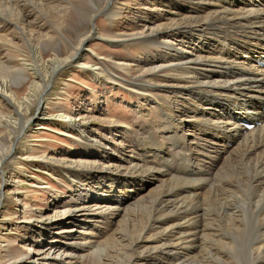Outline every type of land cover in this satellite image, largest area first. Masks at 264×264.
<instances>
[{
  "label": "bare ground",
  "instance_id": "1",
  "mask_svg": "<svg viewBox=\"0 0 264 264\" xmlns=\"http://www.w3.org/2000/svg\"><path fill=\"white\" fill-rule=\"evenodd\" d=\"M32 1H40L41 4L46 2ZM109 1V6L114 4V0ZM26 2L29 3L31 0H0V16H4L6 20L0 21V47L6 43L12 45L10 28L13 27L12 29L20 34L19 37L23 35L22 38L29 39L34 59L33 63H23L22 66L36 71L32 72L35 79L29 83L26 94L24 93L20 100L11 92V85H18L26 80L22 71L4 68L8 74L3 77L0 73V97L12 106L19 117L18 124L16 120L13 121L18 126L15 139L29 126L21 117L22 105L36 95L44 74L51 76L59 67L71 64L78 54H85L84 43L93 34L89 31L72 46V57H60L59 44L51 48L46 44L52 37H43L28 29L31 21L27 22V19L31 13L26 10ZM157 2L161 4V8L163 7V14L159 11L155 14L150 13L149 9H140L139 13L144 20L137 34L139 37L154 40V43L160 46L158 47L161 48V52L152 54L151 60L139 58L137 61L141 65V70L159 72L157 77L159 82L142 81L136 77L137 79L133 78L134 83L129 81L127 84L105 65L84 67L92 69L93 78L97 83L126 84L124 87H130L139 95H148L158 105L163 121L160 125L151 123L145 129L142 128L144 130L137 132L125 130L134 135L136 154L125 153L109 146V152L93 150L87 152L84 159L75 157L67 160V168L69 167L72 172L76 171L78 175L82 173V176L87 174L82 180L84 182H81L83 187L87 178H90L102 189L94 203L89 201L93 195V189H89L88 194L81 197L79 203L59 205L61 209L64 207L61 216L71 226L77 222L73 216L79 211L83 212L81 214L85 215L84 219L87 221L100 217L104 231L91 232L93 238L83 235L80 238L82 240L77 241L76 234L73 235V231L69 230L65 234L69 240L63 246L54 242L53 236L49 243L38 244L35 252L37 261L44 260L46 264H75L69 263L74 257L65 246L76 244L86 250L97 236L106 235V238L102 239V245L107 240L113 242L110 246L124 247L127 244L125 240H129L128 246L131 248H139L141 244H145L147 249L138 251L137 257L145 260L148 253L154 264L197 261L194 257L199 255L203 248L210 253H205L204 261H197L196 264L198 262L235 264L238 261L237 255L228 253L227 257H223L226 252L223 246H233L236 242L239 243L237 245H242L243 232L248 226L245 211L249 210L256 218L255 224L246 229V233L252 231L253 235L250 262L264 264V68L257 63L264 61V0H157ZM90 3L93 12L96 13L97 5L93 1ZM205 4L222 11L202 10L197 14L186 13L190 8L196 9V6L203 7ZM153 16H158L156 19L158 22L153 20ZM233 18H241L252 24L243 25L238 30L230 32L229 20ZM53 19L57 25L63 24L64 19L59 11ZM164 20H168V23L166 22L168 29L165 31L160 29ZM217 21L220 24V31L225 34H216L214 46L216 57L202 56L199 53H202L203 46L195 33H203L208 28L215 29ZM14 25H17L19 30L15 29ZM47 51H50V56L44 59L43 54ZM152 83L154 87L174 88L172 90L174 98H183L174 106L160 103V97L152 93ZM44 102L39 98L37 103L43 118L46 116L41 106ZM151 104L153 103L148 102L146 105ZM68 117L59 115V118L71 120ZM8 121L11 122L10 119ZM244 121L256 123V127L249 130ZM189 132L192 135H189ZM191 136L192 139L189 140ZM80 140L83 145L87 143L96 145L87 133L81 135ZM12 143L9 142L7 151L0 156V168L2 161L11 155ZM227 143L231 144L230 148ZM219 162L214 172L215 163ZM221 168L227 173H234L235 176L232 174V177L217 180L220 178L216 176ZM166 186L168 187L165 188ZM240 189L246 193L245 199L248 201L245 202L241 198L243 196L238 195ZM207 192L212 193L209 195L217 207H215L217 217L211 216L200 223L196 219L199 216L201 218V215L205 216L206 209L198 202V198ZM109 193H112V196L106 198L104 195ZM146 196H153L151 199L155 205L152 203L151 209L144 203ZM131 198H136V201L128 203L126 207L121 206L124 200ZM141 205L147 208V213ZM136 208L137 212H141L140 215L135 212ZM114 220L118 222L117 228L113 226ZM220 231L230 236V240L225 238L227 241L224 239L222 241ZM77 233L81 236L80 231ZM212 242L221 247L213 248L210 245Z\"/></svg>",
  "mask_w": 264,
  "mask_h": 264
},
{
  "label": "rangeland",
  "instance_id": "2",
  "mask_svg": "<svg viewBox=\"0 0 264 264\" xmlns=\"http://www.w3.org/2000/svg\"><path fill=\"white\" fill-rule=\"evenodd\" d=\"M59 1L61 2L46 0L43 4L40 1L32 0L29 3L26 2V10L31 13L27 22L31 21L32 23L29 24L28 29H32L35 34L38 33V35L43 37H52L50 41L49 39L47 40L49 42L46 43L47 46L51 48L59 44L60 51L58 56L63 58L72 57V46L76 45L80 38L88 34L89 31H92L93 34L84 43L83 48L85 49L83 50H85V54H78L79 56L72 60L71 64L59 67L51 76L50 74H44L36 95L31 97L26 104L24 103L27 107L24 104L22 105L21 117L24 123L27 122V126H29L16 139L14 137L15 133L18 132V129H16L18 126L13 121L16 120L18 124L19 117L15 114L12 106L0 97V144L3 147L0 148V156L7 151L9 142H13L12 153L2 161V168H0V264H46L47 262L44 260H35L37 256L35 252L39 243L45 245L49 243L48 241L51 240V237L55 236L54 242H58L63 246L69 240L66 238L67 235L65 236L69 230L73 231V235L76 234V237H78L77 241H81L82 239L80 238L83 235L92 236L91 238H93V232L98 230L103 232L104 225L100 217L87 221L84 219L85 215L81 214L83 212L79 211L73 216L77 222L71 226L61 216L64 207H62V210L59 208L60 206L79 203L81 197L88 194L89 189H93V195L89 201L94 203L96 196L100 194L102 189L97 182L92 181L90 178H87L85 181L86 185L83 187L81 182H84L82 180L87 174L82 176V173L78 175L76 171L72 172L69 167L67 168V160L75 157L84 159V155L93 150L109 152V146L116 148V150H123L125 153L136 154L134 135H130V132L125 130L137 132L144 130L151 123L160 125L163 121V115H161L160 109L158 110V105L148 95H139L130 87H124L126 84L118 85L114 82L97 83L93 78L92 69L84 67V65L92 67L105 65L109 70L119 75L120 79L127 84L129 81L134 83L133 78H138L142 81L151 80L153 83L159 82L157 77L160 73L147 72L144 69L142 71L140 69L141 65L137 60L139 58L151 60V55L161 52V48L154 43V40L139 37L140 35L137 33L143 23L142 20H144V18H141L139 10L144 8L146 10L149 9L150 13L156 14L159 11V13L163 14V7H160L161 4L157 0H114V4L111 6H109V0ZM90 1L95 2L97 5L96 13L93 12ZM196 7V9L190 8L186 13L197 14L202 10L222 11L221 9L211 8L207 4L203 7ZM55 8L57 11H55ZM58 11L64 19L63 24L60 25L54 23L53 19L56 18V14L58 15ZM157 17L153 16L152 18L156 21ZM0 18V21L6 22L4 16H0ZM166 22L168 23V20H164L165 25L163 21L161 22L163 25L160 29L163 31L168 29ZM246 24H252V22L243 21L241 18L230 19V32L238 30L239 27ZM93 26L94 29L92 30ZM215 26V29L208 28L203 33H195L200 38L198 41L203 46L202 53H199L202 56L216 57L214 54L216 34L225 33L220 31L219 22ZM12 28H10V38L13 39L12 45L11 43H6L0 47V73L3 77L6 73L8 74L4 68L22 71L21 73L26 80L18 85H11V92L20 100L26 94L29 83L35 79L32 72L36 71L22 66L23 63L31 64L34 60L29 47L30 44L28 43L29 39L27 37L25 39L22 38L21 36L23 35L19 37L20 34ZM14 28L17 29L18 26L14 25ZM49 52L47 51L43 54L44 59L49 58ZM151 88H153L152 93L160 97V103L174 106L180 103V99L183 98H174L172 94L174 88L154 87V84ZM175 89L178 90V88ZM38 97L45 101L41 105L46 112L44 118L41 115V108H37ZM147 101L153 104L151 106L146 105ZM140 107L141 109L149 108V112L144 109L141 110ZM61 114L69 116L68 118H71V120L59 118ZM147 114L149 115L147 116ZM9 116L11 117L9 118ZM9 119L11 122L8 121ZM86 133L96 142V145L82 144L80 137ZM189 135L192 134L189 132ZM8 137L10 138L8 139ZM191 139L192 136L191 138L189 137V140ZM227 146L230 148L231 144L227 143ZM219 164L220 162L215 163L214 172ZM229 173L221 168L216 176L217 178L220 177L217 180L232 177V174L233 177L235 176L234 173ZM208 181L210 182V180ZM209 194L212 195L211 192H207L206 196L203 195L204 198L203 196L198 198V202H201L204 205V209H206L205 216L201 215V218L199 216L196 219L200 223H203L206 218H211V216L217 217L215 202ZM238 195L240 197L243 196L241 198L245 202L248 201V199H245L247 195L242 189L238 191ZM104 196L110 198L112 193ZM151 198L153 196H146L144 199V203L150 209L152 205H155ZM134 200L136 201V198L126 199L124 200L126 202L123 201L121 206L126 207L128 203L131 204ZM133 204L137 205V203ZM141 207H144L147 213V208L144 205H141ZM207 207H210V209ZM135 212H137V208ZM137 213L141 214V212ZM142 214L146 215L143 212ZM253 217L249 210L245 211V220H248V226L255 224L256 218ZM117 225L118 222L114 220L113 226L117 228ZM246 229L243 232L241 246L237 245L239 244L238 242L233 246H223L226 250L223 257H227L228 253L237 255L238 261L235 264H251L250 250L252 247L251 236L253 235H251L252 231L249 232L250 235L246 233ZM78 231H80L81 236L78 235ZM108 233L110 234V231ZM63 235L64 237H62ZM219 235L222 241L223 239L224 241L230 240V236L226 235L224 231H220ZM105 236H97L96 240L93 239L94 243L92 242L93 244L91 243V246L86 250L76 244L65 246V249L70 250L74 257L69 263L154 264L148 253L145 255V260L142 259L143 261L140 260V257H137L138 251L147 249L145 244H141L140 249L129 247V240H125L127 244L124 247L121 245L110 246L113 243L110 240H107L102 245L103 240L106 238ZM210 245L213 248L221 247L214 242L210 243ZM247 246L248 248H246ZM44 248L43 251L46 250V247ZM123 248L124 250H122ZM108 249L112 250V252ZM236 249H239L240 252ZM127 250L130 251L128 252ZM207 252L210 253L203 248L198 253L199 255L194 258L197 261H204V254ZM133 254L134 256H132ZM223 257L220 258L223 259ZM189 261L187 260L181 264H196L197 262ZM198 264L200 263L198 262ZM211 264L216 263L211 262Z\"/></svg>",
  "mask_w": 264,
  "mask_h": 264
},
{
  "label": "water",
  "instance_id": "3",
  "mask_svg": "<svg viewBox=\"0 0 264 264\" xmlns=\"http://www.w3.org/2000/svg\"><path fill=\"white\" fill-rule=\"evenodd\" d=\"M93 30V29H92ZM87 42V41H86ZM12 153V152H11Z\"/></svg>",
  "mask_w": 264,
  "mask_h": 264
}]
</instances>
